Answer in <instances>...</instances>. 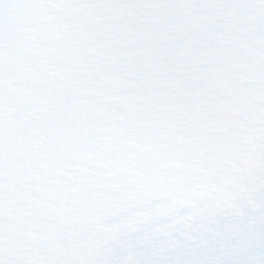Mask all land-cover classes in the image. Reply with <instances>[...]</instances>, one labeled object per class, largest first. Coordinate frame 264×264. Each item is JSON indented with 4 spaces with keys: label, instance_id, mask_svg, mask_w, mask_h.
<instances>
[{
    "label": "snow or ice",
    "instance_id": "6c2138e0",
    "mask_svg": "<svg viewBox=\"0 0 264 264\" xmlns=\"http://www.w3.org/2000/svg\"><path fill=\"white\" fill-rule=\"evenodd\" d=\"M0 264H264V0H0Z\"/></svg>",
    "mask_w": 264,
    "mask_h": 264
}]
</instances>
